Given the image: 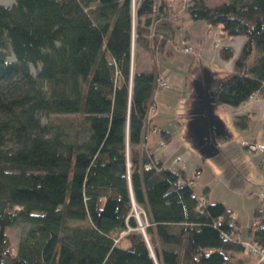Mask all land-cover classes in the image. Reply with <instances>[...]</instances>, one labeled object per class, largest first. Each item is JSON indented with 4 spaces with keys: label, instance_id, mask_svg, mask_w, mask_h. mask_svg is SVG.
Here are the masks:
<instances>
[{
    "label": "trees",
    "instance_id": "obj_1",
    "mask_svg": "<svg viewBox=\"0 0 264 264\" xmlns=\"http://www.w3.org/2000/svg\"><path fill=\"white\" fill-rule=\"evenodd\" d=\"M155 2L0 5V264H245L232 213L141 145L159 74L140 71L135 53H161L170 24ZM186 11L245 39L231 72L208 81L214 107L264 93V0H192ZM252 221L248 238L264 246V201ZM18 223L28 228L14 249L7 229Z\"/></svg>",
    "mask_w": 264,
    "mask_h": 264
},
{
    "label": "crops",
    "instance_id": "obj_2",
    "mask_svg": "<svg viewBox=\"0 0 264 264\" xmlns=\"http://www.w3.org/2000/svg\"><path fill=\"white\" fill-rule=\"evenodd\" d=\"M163 3L168 7L169 11L174 12L179 17V23L177 22L178 20L175 22L177 16L174 15L173 18L169 17L167 19L170 24L164 27L168 38L164 41L162 51L158 55L159 59L172 60L168 64L164 63L165 66L163 67H160V62L159 66L157 64L158 68L156 70L158 74L167 80L168 85L164 89L157 90L156 98L154 96L157 111L154 113L149 128L146 130L145 147L164 166L170 167L169 165H172L170 168H174L179 164L183 166L184 163L190 160L191 152L188 149L196 150L207 158L213 155L216 156L219 153H227L223 152L222 149L226 145H222V143L228 140H225L223 136H228L222 133V127H219L213 121V109L211 108V113H209L210 111L208 110L207 112L201 103L203 95L208 90V81L216 78L215 73L217 71L229 72L232 69L245 39L239 36L228 38L222 33V30L217 32V38L213 39L211 37L212 32H209L211 31L210 26L203 21L191 20L186 8L178 3L177 0H163ZM179 37H182V42ZM215 43L218 45H215ZM186 47H189V52L184 53L183 49ZM221 47L229 48L231 51L229 59L221 57L219 52ZM137 50L135 63L139 70L144 72L153 71L155 66L150 61L148 53L150 51L140 47ZM195 67H198L200 74L198 73V76L191 77V79L195 78L196 80L195 82H190V72ZM254 102H256V105L253 104ZM257 102H264V93H256L245 103L240 104L239 109L223 108L226 106L220 109H229L228 113L231 114V119L233 116L242 115H249L251 118L257 112H261L264 118V105L260 111H257ZM211 128L213 129L211 130ZM161 131L168 133L169 138L167 139L166 136H163ZM210 131L214 132V139L217 142L213 148L204 145L205 135H208ZM218 137L225 141L219 142ZM243 140L247 141L246 139ZM168 142L169 144H167ZM258 143H264V141H259ZM157 144L163 146L167 156L166 159L171 164L154 154V152L158 153V155L160 154L157 148L154 152L152 151V148L157 146ZM225 156L228 158L226 154ZM176 158H180V163L174 161ZM181 169L183 170V168ZM184 175L186 176L185 171ZM187 179L189 178L187 177ZM206 190H204L202 195H205ZM194 193L197 194L196 192ZM235 222L237 223L236 219Z\"/></svg>",
    "mask_w": 264,
    "mask_h": 264
},
{
    "label": "rangeland",
    "instance_id": "obj_3",
    "mask_svg": "<svg viewBox=\"0 0 264 264\" xmlns=\"http://www.w3.org/2000/svg\"><path fill=\"white\" fill-rule=\"evenodd\" d=\"M177 1L182 4L184 8H186L187 4L184 0ZM222 1L225 0H207V3L211 6H215ZM14 3L15 0H0V5L4 7H11ZM174 15V12L169 11L170 18H173ZM178 19L179 17L177 16L175 22ZM177 22L179 23V20ZM210 30L211 31L209 32H212L211 37L214 39L217 38V32L221 29L220 26H210ZM180 41H183L182 37L180 38ZM208 41L210 42V40ZM215 45L218 44L215 43ZM137 51L138 50L136 49L135 57L137 56ZM183 51L184 53L189 52V50L185 51V49ZM148 53L150 61L155 68H158L159 62L160 67H163L172 60L159 59L158 52L155 48L151 49ZM10 60H13L12 56L10 57ZM29 69L34 75L39 69V65H30ZM231 70L229 72L217 71L215 73V77L226 75L230 73ZM198 73L200 74L198 67L191 70L190 82H195L196 79H191V77L198 76ZM167 85L161 88H156L155 98L158 93L157 90L162 88L164 89ZM253 104L256 105V102ZM257 104V111H260L264 102H257ZM222 107L238 109L240 107H232L225 104L219 105L217 108L213 107V121H215L219 127H222V133L228 136V140L222 143V145H226L222 150L227 153H219L216 156L213 155L212 157L207 158L202 156L196 150L192 151L191 149H188V151L191 152L190 160L184 163L183 166L179 164L174 168H183L186 176L192 180L194 192L202 195L204 190L207 189L205 195L208 202L221 203L232 213V216L237 221L236 228L238 229V232L233 234V239L244 243L249 240L247 237L248 228L254 225V222L252 221L253 212L254 210L260 208L261 203L264 201V199L261 198V193L264 191V150L252 151L249 146L245 144L252 143L264 145V143H258L259 141H264V129L262 124L263 117L261 112H257L253 115V117L251 116L249 126L244 130H239L232 125L231 114L228 113L229 109H220ZM43 120L46 121L44 118ZM234 132H236L235 135H233ZM242 139H246L247 141H242ZM167 144H169V142ZM156 148L160 153L159 155L154 152ZM152 151L163 161H168L166 159V152L164 151L162 145L157 144V146L152 148ZM225 154L229 159L225 156ZM168 163L171 164L169 161ZM169 166L172 167V165ZM197 170L199 173H196ZM132 207V215L138 224V230L144 233V228L145 225H147L148 220L147 213L135 204H133ZM27 228L28 226L26 224L18 223L7 229V233L14 249H16L20 237L25 233ZM250 254L251 253H249V251L245 248V251L237 254V257L244 260L245 264H254L257 257Z\"/></svg>",
    "mask_w": 264,
    "mask_h": 264
},
{
    "label": "built area",
    "instance_id": "obj_4",
    "mask_svg": "<svg viewBox=\"0 0 264 264\" xmlns=\"http://www.w3.org/2000/svg\"><path fill=\"white\" fill-rule=\"evenodd\" d=\"M134 1V0H133ZM192 0H184V2L188 5L191 4ZM134 3V2H133ZM160 4V0H156L155 2V6H159ZM185 51H188L189 48H184ZM183 49V50H184ZM155 85L156 88H161L167 85V80L161 76L158 75L156 80H155ZM157 111V105L154 101V103H152L147 111V115H146V121H145V126H144V135H143V142L141 143V145L143 147H145V141H146V130L147 128H149L150 125V121L152 120V117L154 115V113ZM247 146H249L250 150L252 151H256V150H264V145L263 144H245ZM177 163H180V158H176L174 160ZM149 165H145V168H148ZM188 184H191L190 181H187ZM261 198L264 199V191L261 193ZM204 204V200L202 199V197L198 196V205L202 206ZM230 217L234 220V217L232 216V214L230 215ZM242 243V242H241ZM244 245V247L249 251V253H251L250 255L257 257L256 258V262L254 264H264V246H260L258 243L253 242L252 240H248L244 243H242Z\"/></svg>",
    "mask_w": 264,
    "mask_h": 264
},
{
    "label": "water",
    "instance_id": "obj_5",
    "mask_svg": "<svg viewBox=\"0 0 264 264\" xmlns=\"http://www.w3.org/2000/svg\"><path fill=\"white\" fill-rule=\"evenodd\" d=\"M203 101L206 102L205 109H206L207 112H208V110L210 111L211 108L213 109V107H214V105H213V98L208 93V90L205 93V95H203ZM203 101H202V103H203ZM209 113H211V111ZM212 129L213 128H211V130ZM205 137H206V142H207V144L209 145L210 148H213V146H215L217 144V142H216V140L214 138H210L209 137V134L208 135L206 134Z\"/></svg>",
    "mask_w": 264,
    "mask_h": 264
},
{
    "label": "flooded vegetation",
    "instance_id": "obj_6",
    "mask_svg": "<svg viewBox=\"0 0 264 264\" xmlns=\"http://www.w3.org/2000/svg\"><path fill=\"white\" fill-rule=\"evenodd\" d=\"M201 105H203V107L205 108V106H206V102L203 101V103H202ZM208 134H209V137H210V138H214V137H215L214 132H212V131H210ZM204 145H205L206 147L209 146V145L207 144V142H206V139H204Z\"/></svg>",
    "mask_w": 264,
    "mask_h": 264
},
{
    "label": "bare ground",
    "instance_id": "obj_7",
    "mask_svg": "<svg viewBox=\"0 0 264 264\" xmlns=\"http://www.w3.org/2000/svg\"><path fill=\"white\" fill-rule=\"evenodd\" d=\"M137 215V214H136Z\"/></svg>",
    "mask_w": 264,
    "mask_h": 264
}]
</instances>
